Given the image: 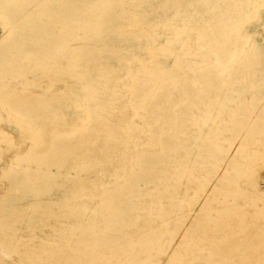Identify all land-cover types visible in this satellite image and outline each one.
<instances>
[{
    "label": "rangeland",
    "instance_id": "obj_1",
    "mask_svg": "<svg viewBox=\"0 0 264 264\" xmlns=\"http://www.w3.org/2000/svg\"><path fill=\"white\" fill-rule=\"evenodd\" d=\"M263 4L0 0V264H264Z\"/></svg>",
    "mask_w": 264,
    "mask_h": 264
},
{
    "label": "bare ground",
    "instance_id": "obj_2",
    "mask_svg": "<svg viewBox=\"0 0 264 264\" xmlns=\"http://www.w3.org/2000/svg\"><path fill=\"white\" fill-rule=\"evenodd\" d=\"M264 5V4H263ZM255 9V8H254ZM257 9H258V6H257ZM257 13V12H256ZM4 16L5 17H2L1 16V18H2V20H6V21H8L7 20V18H8V15L6 14H4ZM5 21V22H6ZM4 22V25H5V27H4V32H5V35H4V39H5V36H7L8 34H9V32L8 31H6L7 30V28L9 27V24L8 23H5ZM9 29V28H8ZM12 30V29H11ZM13 31H14V29H13ZM243 32V31H242ZM242 34H244V32L242 33ZM11 35V34H10ZM244 37V36H243ZM245 37L247 38V36L245 35ZM245 38V39H246ZM247 39H249V38H247ZM250 41V40H249ZM249 43V46H248V49H247V51L249 52H251L252 51V49H253V46H252V43L251 42H248ZM245 52V53H248V52ZM253 53V52H252ZM38 69H40L41 71H43V72H45L46 70V65L45 64H39V67H38ZM37 69V70H38ZM48 70H50V69H48ZM57 70H58V68L56 67V66H54L52 69H51V72H57ZM6 85V84H5ZM1 86L0 87V93L1 92H4L5 93V87L6 86ZM26 85V84H25ZM26 87V86H25ZM34 87V86H33ZM16 88V87H15ZM6 89H7V87H6ZM17 89V88H16ZM23 89V88H22ZM8 90L10 91H15L14 90V88L12 89L11 88V85L9 86V88H8ZM8 91V92H9ZM16 93V95H17V97L18 96H20V97H18V98H20L21 99V101H22V103H21V105L23 106L24 104H27V103H29V101H31L30 100V98L27 96V95H29V94H26V91L24 90V91H18V92H15ZM18 93V94H17ZM9 94H10V92H9ZM8 96V95H7ZM7 96H4L3 97V95H2V97L0 98V106L2 107V109H4V110H6V112H7V117L9 118H12L14 121H15V123H16V126L18 127V129L21 131V134H22V137H23V139L24 138H31L32 140H36V139H39L38 137H40V136H42L43 134H44V132H43V130L41 129V128H37V127H35V128H31V127H29L28 125H27V120H29V119H31V118H29V119H27L26 117H27V115H25L26 113H24V112H22V108L23 107H21L20 106V104H17V103H15L14 101H11L12 99H8L7 98ZM13 96H14V92H13ZM30 96H33L32 94H30ZM15 97V96H14ZM29 99H28V98ZM37 97H40V96H37ZM15 99V98H14ZM13 99V100H14ZM9 118V119H10ZM8 119V120H9ZM27 119V120H26ZM1 120V119H0ZM30 125V124H29ZM30 126H32L33 127V125H30ZM35 126V125H34ZM77 128L75 127V126H71L70 128H69V130H67L66 131V133H72V132H74L75 130H76ZM47 131V130H46ZM51 133V132H50ZM69 134V135H70ZM0 136H1V138L3 139V142H4V140L7 138V136H8V138L10 137L9 136V134H8V132L5 130V129H0ZM58 136V135H57ZM9 139H11V138H9ZM40 140V139H39ZM6 142H7V139L5 140ZM11 141V140H10ZM9 142V141H8ZM9 144V143H8ZM39 144V143H38ZM253 154H254V152H252ZM255 154L256 155H258L259 156V154L257 153V152H255ZM254 154V155H255ZM18 155V157L17 158H19V154H16V156ZM21 155V154H20ZM15 156V157H16ZM22 156V155H21ZM249 156L251 157V159H253L254 160V158H252V154H249ZM264 155L262 154V157H263ZM17 158H15L14 160H16ZM259 158H261V157H259ZM250 159V160H251ZM255 159H256V157H255ZM13 161V160H12ZM256 161V160H255ZM254 161V162H255ZM257 161H259V159H257ZM257 161H256V163H257ZM13 164V163H12ZM251 171V170H250ZM78 175H79V171H78V173H77ZM240 178H243V179H245L244 177H247V178H251L250 179V181H252L253 183L255 182V183H257V180H258V177L257 176H253V175H251L249 172H247V171H243L240 175ZM80 182H82L83 183V185H84V180L83 179H80L79 180ZM252 182H251V184H252ZM236 183V182H235ZM82 185V184H81ZM256 185V184H255ZM104 189H106V187L104 188ZM199 190H200V188H198ZM201 191V190H200ZM198 192V191H197ZM197 192H196V195L192 198V199H196L197 201H198V195H197ZM216 192V191H215ZM236 192V194H243V191H241L240 189L239 190H236L235 191ZM159 193V192H158ZM75 196H79V198H80V196H81V194H79V193H76V194H74ZM256 196H257V194H255ZM207 199V198H206ZM196 200H194L193 202H195L196 203ZM202 200H205V199H202ZM206 202H209L210 203V201H208V200H206ZM195 203L194 204H192V205H195ZM189 205L191 204V203H188ZM196 204H198V203H196ZM211 204V203H210ZM185 207V206H184ZM235 208L236 209H238V207H237V204L234 202V204H230L228 201H226L225 202V205H224V207H223V209H219L218 211H222V212H226V213H228L229 211H230V213L232 212L233 213V210L235 211ZM264 208H259L258 210H257V212L259 211H262ZM167 221V220H166ZM256 246V245H255ZM248 252V251H247ZM256 250H252V251H249V255H246L245 257V259H246V262H244V264L245 263H252V260L255 258L254 257V255L256 256ZM239 253H243V252H240L239 251ZM40 255V254H39ZM42 257V256H41ZM259 258V257H258ZM260 259V258H259ZM258 261V260H257ZM253 264V263H252Z\"/></svg>",
    "mask_w": 264,
    "mask_h": 264
}]
</instances>
